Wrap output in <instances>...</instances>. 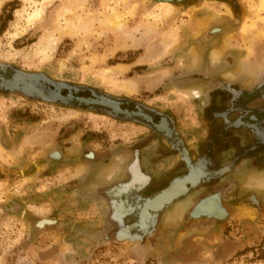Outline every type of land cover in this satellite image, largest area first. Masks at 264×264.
Returning <instances> with one entry per match:
<instances>
[{"label": "rangeland", "instance_id": "obj_1", "mask_svg": "<svg viewBox=\"0 0 264 264\" xmlns=\"http://www.w3.org/2000/svg\"><path fill=\"white\" fill-rule=\"evenodd\" d=\"M38 7L42 18L22 32ZM66 19L83 28L44 60L38 44ZM0 64L137 102L168 116L179 138L111 107L0 82V264H264V150L236 162L224 151L216 174L151 213L139 236L136 211H119L191 167L211 172L197 157L211 128L203 112L211 94L232 93L205 74L237 90L263 80L264 0H0ZM132 172L141 190L119 192ZM213 198L217 214L203 209Z\"/></svg>", "mask_w": 264, "mask_h": 264}, {"label": "flooded vegetation", "instance_id": "obj_2", "mask_svg": "<svg viewBox=\"0 0 264 264\" xmlns=\"http://www.w3.org/2000/svg\"><path fill=\"white\" fill-rule=\"evenodd\" d=\"M68 90L63 94L68 95ZM264 87L257 88L253 92L245 91L235 98L233 94H211L210 102L204 109L203 116L211 124L210 135L199 147L197 157L203 160L205 169L214 172V165L219 163V158L224 151H231L228 162H236L239 158L264 150ZM98 99L91 89L73 90V102L85 104L80 99ZM117 101V100H116ZM119 101V116L138 119L140 122L152 126L161 124L164 120L169 128L170 139L176 143L179 138L176 135L173 124L168 116H162L158 112H151L131 100ZM248 133L247 143L240 131ZM164 135L167 131L162 132ZM196 158V157H195ZM192 158V159H195ZM197 159V158H196Z\"/></svg>", "mask_w": 264, "mask_h": 264}, {"label": "water", "instance_id": "obj_3", "mask_svg": "<svg viewBox=\"0 0 264 264\" xmlns=\"http://www.w3.org/2000/svg\"><path fill=\"white\" fill-rule=\"evenodd\" d=\"M159 1H175V0H159ZM217 30V29H216ZM10 72V74H8ZM29 76H37L38 78H41V80L44 81L43 84H41V82H37V84L39 86H43L45 88V91H40V90H35L32 88L28 87V83L30 82ZM205 78H209L208 80H210L213 84H218V88L222 89V90H228L230 91L235 98L238 97V95H242L245 93V91H243L242 89H235L233 87V83H226L223 82L221 79L214 77V75L212 74H205ZM0 82L5 86L6 89L12 91V90H16V91H22L25 92L27 94L30 95H35L36 97L42 98V99H48V100H53V101H57V102H61V103H69L72 102L73 100V90L79 91V88L75 87V86H71L66 82H62V81H57L54 79H51L47 76H45L42 73H28V72H24L21 70H17L15 68H9V65H4V64H0ZM264 87V76H263V80L254 88H261ZM68 88L69 89V93L67 96H64L62 94V91L64 89ZM28 89H30L31 91H28ZM253 90V91H254ZM252 91V92H253ZM264 94V93H263ZM94 95H96L98 97V99H93V100H89V99H80L81 101H84L86 104H100L103 106H107L110 107L108 104L105 103V100H111L112 102H114L116 104V107H114L113 105H111V108H113L115 110V112L119 113L120 111V107H119V101L114 98H111L107 95H103V94H96L94 92ZM165 125V126H164ZM156 128L160 131H167V133L165 134L167 137H170V130L169 128L166 126L164 120L162 121L161 124L156 125ZM263 136V142H264V133H262ZM203 167V166H202ZM202 167L200 166L198 167H191V171L190 174L184 176V177H180L175 179V181H173L167 188L163 189L162 191L154 194L152 197L145 199L143 201H141L136 208H134V210L136 211V214L138 215V221L135 223V226L137 227V231L136 233H134V236H139L144 232H147V230L149 229V219L151 218V213H155V212H159L161 210H163L165 207L169 206L172 202H174L175 200H178L179 198H181L182 196H184L185 194H187V192H189L192 188L196 187L199 185V183L208 175L211 174H216V172H203L202 171ZM205 168V167H204ZM196 169L200 170V173L202 174V179H200V181H196L193 182L192 180H190V176L192 175V173H195ZM193 176V175H192ZM183 180L185 181V184L182 188V190L178 193H175L174 195H172L171 198L167 197V199L162 203L157 205L155 208H145V206L143 205V208L141 207V209L139 208L140 205H142L144 202L149 201H154L158 195H164L167 194L169 192H171L176 183L179 180ZM173 194V193H172ZM145 213H144V212ZM150 213V214H149ZM148 218V219H147Z\"/></svg>", "mask_w": 264, "mask_h": 264}, {"label": "bare ground", "instance_id": "obj_4", "mask_svg": "<svg viewBox=\"0 0 264 264\" xmlns=\"http://www.w3.org/2000/svg\"><path fill=\"white\" fill-rule=\"evenodd\" d=\"M43 8L44 7H38V8H35L33 10V12L27 13V15L25 16L27 25L24 26V27H22V29H21L22 32H24L25 30H27L28 27L31 26L32 24L37 23L42 18V14H43V11H44ZM68 11L69 10L67 9L66 12H68ZM110 19H111V22L114 24V26L115 27H119V28L124 27L126 25V22H127V20H125V19L122 20V19H120L118 17H111ZM87 22L88 23H91L90 20H88ZM65 23H66L65 27L62 28V29H60L61 31L58 30L59 31L58 34L48 33V34H46L44 36V38H42L41 42L38 44V46H37L38 53L39 54H42L44 60H49L53 56L54 52L58 48V45H59V43H60V41L62 39V35L65 32L66 33H68V32H74V31H77V30H74L73 28H75V29L77 28L78 30L80 28L79 25L77 26V24L74 22V20L66 19ZM156 24H158V23L156 22ZM156 24H155V22H152V24L149 26V28L147 29V30H149V31H147L149 34H151V32H150L151 30L153 32H154V30H156V28H157V25ZM81 28H83V27H81ZM29 79H30V82L28 83V87L29 88H32V89H35V90H40V91H45V88L43 86H39L37 84L38 81L41 82V84L44 83V81L41 80V78H38L37 76H29ZM123 88L125 89V91L127 93L131 94V93H134L136 91L137 84L134 81V79L133 80L132 79H126L124 81V83H123ZM28 91H31V90L28 89ZM105 103L108 104L110 107H111V105H113L114 107H116V104L114 102H112L111 100H105ZM192 175L190 176V180H192L193 182H196L198 180L200 181V179H202V177H203L202 174L200 173V170H198V169H196L195 173H192ZM144 181L145 180L142 179V177L140 178V175L139 174H137V173L134 174L132 172V179H131V181H129L127 183H124V184H120L119 185V192L122 191V190L123 191H126L127 190V192L129 190H134L135 191V189H138V188H139V190H141V187L143 186L142 184H143ZM184 184H185V181H183V180L180 179L176 183L174 189L171 192H169L167 194H164V195H158L157 198L154 201H152V202L151 201L150 202L149 201L147 202V200H146V202H144L142 205H140L139 208L140 209H141V207L143 208V205L145 206L146 209L147 208H155L157 205L162 204L167 199V197L171 198L172 195H174L175 193L180 192L182 190ZM138 185H140V186H138ZM137 198H138V195L135 196V199L133 200L134 203H130L129 202V203H127L128 205L119 204V209H120L119 211L121 213H124V212H127L128 210H132V209L136 208L137 206L135 205V201H136ZM215 201H216L215 198H213L210 201L208 200V203L207 204L206 203L204 204V208H203L204 211H207V212L209 211V212L214 213L215 212L214 210H216V207H217ZM217 213H219V212H215V214H217Z\"/></svg>", "mask_w": 264, "mask_h": 264}, {"label": "crops", "instance_id": "obj_5", "mask_svg": "<svg viewBox=\"0 0 264 264\" xmlns=\"http://www.w3.org/2000/svg\"><path fill=\"white\" fill-rule=\"evenodd\" d=\"M241 89L243 90V91H253L254 90V87L253 88H242L241 87ZM240 95H238V97H239ZM237 97V98H238ZM240 133H242V135H243V138H244V140H245V142L247 141V137H249L250 138V136H248V133L244 130V131H240ZM247 143V142H246Z\"/></svg>", "mask_w": 264, "mask_h": 264}]
</instances>
